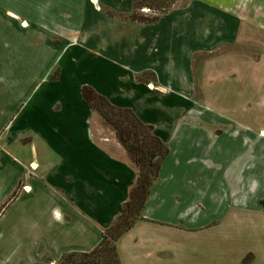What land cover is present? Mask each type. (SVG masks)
Listing matches in <instances>:
<instances>
[{
  "label": "crops",
  "instance_id": "1",
  "mask_svg": "<svg viewBox=\"0 0 264 264\" xmlns=\"http://www.w3.org/2000/svg\"><path fill=\"white\" fill-rule=\"evenodd\" d=\"M239 1L142 24L113 15L129 0H0V264L92 252L128 199L136 172L94 141L85 86L168 150L118 264H264V57L212 55Z\"/></svg>",
  "mask_w": 264,
  "mask_h": 264
},
{
  "label": "trees",
  "instance_id": "2",
  "mask_svg": "<svg viewBox=\"0 0 264 264\" xmlns=\"http://www.w3.org/2000/svg\"><path fill=\"white\" fill-rule=\"evenodd\" d=\"M158 1L153 0L158 7L163 8V12L173 4V0L172 3L167 0L161 3ZM130 21L146 23L152 20L130 19ZM81 97L86 107L98 113L103 122L113 130L117 142L124 148L129 160L135 166L137 178L126 203L120 209L119 216L108 229L103 231L99 246L87 254H65L58 264H118L114 244L139 220L140 211L150 188L158 180L161 163L168 150L153 135L152 127L142 124L130 110L113 107L104 97L86 86L81 89ZM262 205L264 208V200Z\"/></svg>",
  "mask_w": 264,
  "mask_h": 264
},
{
  "label": "rangeland",
  "instance_id": "3",
  "mask_svg": "<svg viewBox=\"0 0 264 264\" xmlns=\"http://www.w3.org/2000/svg\"><path fill=\"white\" fill-rule=\"evenodd\" d=\"M164 1L166 0H159L158 3ZM167 1L171 2L172 0ZM188 2L189 0H173L171 7L166 12H163V8L158 7L153 0H129L131 11L128 14L113 13V15L127 21H130V19L152 20L151 22L142 24H154L162 15L171 10L185 7ZM239 3L241 4V15L239 17L241 31L239 33V39L236 43L222 47L212 55H240L260 60L264 57V0H241ZM262 71H264V67ZM261 95H264V88L263 92L258 95V98H260ZM89 110L91 111L90 126L94 141L99 148L113 151L116 143H118L113 130L103 122L98 113L91 109ZM131 165L137 173L135 166L132 163ZM60 258L56 262L45 259V262L47 264H58Z\"/></svg>",
  "mask_w": 264,
  "mask_h": 264
}]
</instances>
